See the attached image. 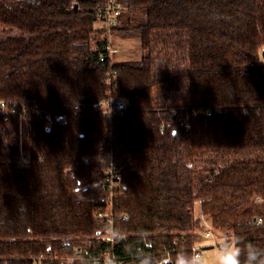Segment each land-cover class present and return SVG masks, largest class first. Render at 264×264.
<instances>
[{
    "label": "trees",
    "instance_id": "obj_1",
    "mask_svg": "<svg viewBox=\"0 0 264 264\" xmlns=\"http://www.w3.org/2000/svg\"><path fill=\"white\" fill-rule=\"evenodd\" d=\"M117 2L113 34L139 56L106 87L91 0H0V100L68 116L51 128L0 117V264L110 247L96 241L97 165L82 164L109 149L121 264H175L208 228L241 260L264 250V0ZM108 92L127 103L111 138L94 112Z\"/></svg>",
    "mask_w": 264,
    "mask_h": 264
},
{
    "label": "built area",
    "instance_id": "obj_2",
    "mask_svg": "<svg viewBox=\"0 0 264 264\" xmlns=\"http://www.w3.org/2000/svg\"><path fill=\"white\" fill-rule=\"evenodd\" d=\"M91 1L93 2L98 13V26L103 31L104 38V43L100 47L99 62L106 66V78L104 82L106 87H110L116 79L114 65L117 62V46L115 42L116 37L113 34V29L118 25L121 7L117 0ZM126 108V101L113 96L111 92H108L104 99L94 105V112L97 113L106 123L110 138L112 136V127L115 124V120L123 115ZM31 115L42 116L43 123L46 128H51L57 123L66 125L68 122V116L65 113L54 114L50 111H41L39 109L30 110L24 105H10L9 102L0 100V117H2L3 122L5 123L8 122V119L11 116L17 117L19 122H22ZM171 115L179 120L178 124L180 127L186 130L189 128L186 118L180 120L177 117L176 110H172ZM209 115L210 113L207 112L206 116ZM101 148H104V145H102ZM94 162L97 165L95 169L97 172V179L91 186H100L105 191V195L99 198L97 201L101 207L96 212V217L105 221V232L101 234L96 239V241L104 242L110 247L98 256H93L92 254L88 253L82 257L81 252L76 250L73 251L71 255L58 259L57 255H52L50 252L46 254L41 253L31 259L32 264H46L48 260H59L60 264H64V262L65 264H74L75 262H89L91 264H121V262H119L118 258L113 253V247H115V245H117L120 240V235H118L115 231L116 221H121L123 219L125 220L123 215H116L114 213L113 206V199L116 196V193L122 191L121 176L113 163L111 149L105 152L104 155H97L95 157L86 156L82 159L83 165H90ZM71 179H74L73 175L71 176ZM257 223H262L261 218L257 219ZM204 236L205 238H212L213 233L211 229H206ZM211 248H213V246L203 247L201 243H196L190 248V251L191 255L197 254L200 256L203 250ZM166 262H170L168 258H164L156 262V264H166Z\"/></svg>",
    "mask_w": 264,
    "mask_h": 264
},
{
    "label": "clouds",
    "instance_id": "obj_3",
    "mask_svg": "<svg viewBox=\"0 0 264 264\" xmlns=\"http://www.w3.org/2000/svg\"><path fill=\"white\" fill-rule=\"evenodd\" d=\"M237 245L224 243L217 248L216 264H264V250L250 247L241 260V251L237 252ZM176 264H206L197 254H182L177 258Z\"/></svg>",
    "mask_w": 264,
    "mask_h": 264
},
{
    "label": "rangeland",
    "instance_id": "obj_4",
    "mask_svg": "<svg viewBox=\"0 0 264 264\" xmlns=\"http://www.w3.org/2000/svg\"><path fill=\"white\" fill-rule=\"evenodd\" d=\"M117 46V61H123L127 59H137L139 56L138 42L133 39H115ZM217 235V234H216ZM222 239L217 236L212 238H205L201 243L203 247L213 246L211 249H205L201 252L200 257L204 259L206 264H216V252L219 245H223Z\"/></svg>",
    "mask_w": 264,
    "mask_h": 264
},
{
    "label": "water",
    "instance_id": "obj_5",
    "mask_svg": "<svg viewBox=\"0 0 264 264\" xmlns=\"http://www.w3.org/2000/svg\"><path fill=\"white\" fill-rule=\"evenodd\" d=\"M262 57H263V59H264V50H262Z\"/></svg>",
    "mask_w": 264,
    "mask_h": 264
}]
</instances>
